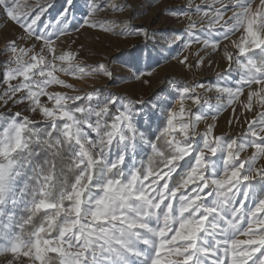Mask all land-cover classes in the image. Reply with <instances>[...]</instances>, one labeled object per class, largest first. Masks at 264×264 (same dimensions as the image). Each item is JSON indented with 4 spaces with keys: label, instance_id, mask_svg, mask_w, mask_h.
<instances>
[{
    "label": "snow or ice",
    "instance_id": "6c2138e0",
    "mask_svg": "<svg viewBox=\"0 0 264 264\" xmlns=\"http://www.w3.org/2000/svg\"><path fill=\"white\" fill-rule=\"evenodd\" d=\"M85 4L79 21L76 0H65L57 16L45 20L52 0L31 7L0 0V15L21 29V41L30 42L6 44L12 55L0 92L4 264H264V164H258L264 160V0H201L166 9L189 23L169 35L165 47L181 45L183 51L202 45L195 63L188 56L179 61L189 69L204 63L200 51L220 50L214 34L223 41L236 38L230 41L235 51L224 44L228 69L218 73L217 83L177 88L178 109L173 101L159 100L160 116L145 111V100L95 86L77 88L58 75L113 77L108 64L89 65L80 50L57 54V42L69 33L115 30L114 22L105 28L107 21L94 19L99 0ZM129 7L112 5L113 10ZM123 24L124 33L155 38L143 25ZM150 60V52L135 55L134 79L151 75L139 66L144 61L150 67ZM233 70L240 73L238 82L221 83ZM53 85L71 91H49ZM197 88L231 101L248 89L243 108L253 116L246 130L226 138L209 124L198 134L205 116L186 109L185 98L197 106L213 105ZM10 104L25 107L12 111ZM223 107L216 106L217 114ZM154 117L159 119L155 132ZM145 152L147 161L138 160Z\"/></svg>",
    "mask_w": 264,
    "mask_h": 264
},
{
    "label": "rangeland",
    "instance_id": "374dc122",
    "mask_svg": "<svg viewBox=\"0 0 264 264\" xmlns=\"http://www.w3.org/2000/svg\"><path fill=\"white\" fill-rule=\"evenodd\" d=\"M44 2V0H25L20 2L29 7ZM101 9L96 12L94 19L97 21H107L105 28L115 23L114 31H106L104 28H84L79 32L69 33L61 41L57 42V54L62 50H80V58L86 60L89 65H95L97 62L108 64L113 71V77L108 78L103 74L86 75L83 79H74L64 73H58L61 78L73 83L77 88L90 89L91 87H100L106 91L127 96L135 100H145V111L152 110L160 116V112L155 108L157 101L168 100L173 101L175 107H179V98L175 96V90L184 86H192L201 83L210 86L217 83L218 73L226 72L228 63L222 57L224 44L228 45L229 51H235L230 41L235 36L223 41L219 33L214 34V38L221 40V48L214 54L211 50L200 51L199 55L204 56L205 60L202 65L195 68H187L179 61L184 56L189 57L191 63L197 60V51L202 48L201 44L193 43L189 48L182 51L181 45H173L165 47L166 38L183 30L189 23L188 19L174 18L168 11L169 7L183 8L189 3L192 6L201 3V0H99ZM127 2L131 7L122 10H113L112 5ZM210 2V0H209ZM53 6L49 9L45 20L54 19L60 10L65 6V0H52ZM107 5V6H104ZM86 8L85 0H76V20L79 21ZM230 14V13H229ZM194 20H199L200 15L194 12L190 13ZM131 20L133 25H143L155 33V38L146 41L143 35L124 33L121 29L124 27L123 22ZM201 38H207V33H198ZM21 29L11 21H6L0 15V92L3 91L5 85L3 83L4 70L7 66L6 62L12 55L10 50H6V44L16 39L23 46L28 41H21ZM75 41V43H73ZM147 43V47L145 44ZM83 46V48H81ZM150 52L151 60L148 62L150 67L146 66L144 61L140 63V69L144 73L151 72V75H144L140 80L133 78L135 65L133 58L137 53ZM240 78V73L233 70L221 83L228 86H234ZM49 91H71L60 86H50ZM249 90L245 89L244 95L238 97L235 101H231L227 95L218 98L215 92H206L204 88H197L201 97L206 98L213 105L209 109L207 106H197L191 99L185 98L184 103L186 109H191L205 116L197 125V133L206 130L209 124H214V132L216 135H224L227 137H235L246 130L247 121L252 119L253 112L245 113L243 104ZM172 92L174 95L169 96ZM46 99V98H43ZM224 105L222 110L217 114L216 106ZM24 105L9 108L12 111H20ZM235 109V113H233ZM259 110V105H256ZM236 117L243 116L239 122L234 120ZM215 117V119H213ZM159 119L154 117L152 127H155ZM229 121H232L229 124ZM155 124V125H154ZM197 139H200L199 135ZM250 151H246L242 155H249ZM189 160L190 158H185ZM183 163V162H182ZM194 164V161H191ZM258 164H264V160L258 161ZM0 264H4V257L0 256Z\"/></svg>",
    "mask_w": 264,
    "mask_h": 264
},
{
    "label": "trees",
    "instance_id": "16d2710c",
    "mask_svg": "<svg viewBox=\"0 0 264 264\" xmlns=\"http://www.w3.org/2000/svg\"><path fill=\"white\" fill-rule=\"evenodd\" d=\"M25 0H20V2H23ZM159 124V121L156 123L155 127H152V131L155 132L156 129H157V125ZM150 153L148 152H145V153H142L140 156H138L139 160H144L145 162L147 161V156L149 155ZM178 172L180 171L179 169L177 170ZM174 180H177L179 181L180 180V176L179 175H175L174 174Z\"/></svg>",
    "mask_w": 264,
    "mask_h": 264
},
{
    "label": "crops",
    "instance_id": "0c3cea01",
    "mask_svg": "<svg viewBox=\"0 0 264 264\" xmlns=\"http://www.w3.org/2000/svg\"><path fill=\"white\" fill-rule=\"evenodd\" d=\"M155 125V124H154ZM137 159L139 160V158L137 157Z\"/></svg>",
    "mask_w": 264,
    "mask_h": 264
}]
</instances>
